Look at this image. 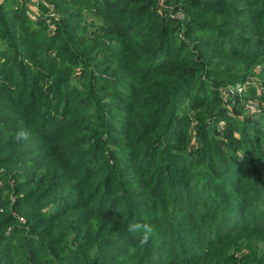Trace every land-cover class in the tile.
<instances>
[{
  "label": "trees",
  "instance_id": "trees-1",
  "mask_svg": "<svg viewBox=\"0 0 264 264\" xmlns=\"http://www.w3.org/2000/svg\"><path fill=\"white\" fill-rule=\"evenodd\" d=\"M0 264H264V0H0Z\"/></svg>",
  "mask_w": 264,
  "mask_h": 264
},
{
  "label": "clouds",
  "instance_id": "clouds-1",
  "mask_svg": "<svg viewBox=\"0 0 264 264\" xmlns=\"http://www.w3.org/2000/svg\"><path fill=\"white\" fill-rule=\"evenodd\" d=\"M17 140H26L28 139V133L26 132H20L17 134ZM128 231L130 233H136V232H142V237L140 239V244L144 245L148 242L152 229L148 225H142L141 223H133L128 226Z\"/></svg>",
  "mask_w": 264,
  "mask_h": 264
},
{
  "label": "rangeland",
  "instance_id": "rangeland-1",
  "mask_svg": "<svg viewBox=\"0 0 264 264\" xmlns=\"http://www.w3.org/2000/svg\"><path fill=\"white\" fill-rule=\"evenodd\" d=\"M36 8V7H35Z\"/></svg>",
  "mask_w": 264,
  "mask_h": 264
}]
</instances>
